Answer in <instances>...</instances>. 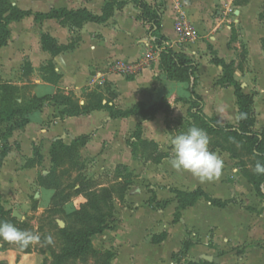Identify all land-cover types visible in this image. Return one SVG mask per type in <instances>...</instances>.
Here are the masks:
<instances>
[{
	"label": "crops",
	"instance_id": "crops-1",
	"mask_svg": "<svg viewBox=\"0 0 264 264\" xmlns=\"http://www.w3.org/2000/svg\"><path fill=\"white\" fill-rule=\"evenodd\" d=\"M120 1L128 2L127 6L123 10L116 9L108 22L85 23L76 33L56 19L36 23L34 17H28L20 22H12L9 25V44L0 49V77L15 87L34 86L33 97L54 96L59 92L65 93L70 89L90 86L92 81L103 79L111 83L116 92L114 97L106 98L104 104L109 102L110 106L122 111L132 109L137 104H144L148 109L163 103L164 108L154 120L135 115L112 119L106 110L61 120L59 112L62 108L53 104H47L40 111L30 114L29 123L14 132L10 138L12 150L0 172L2 201L7 211L13 210L12 204L15 200L24 199L28 188L30 173L25 171L18 174L10 170L13 161L11 159L18 150L21 151L18 157L25 161V165L33 158L36 145L41 149L45 164H51L50 153L55 142L62 141L69 146L74 140L89 136L87 144L81 149V156H97L100 161L98 165L104 164L107 167L136 166L133 144L136 143L134 135L138 126H142L143 140L155 142L160 147L161 144L168 143L165 124L168 113L165 109L175 110V116L177 109L182 110L183 107L189 113L192 82L171 81L167 78L161 69L160 52L155 49L154 41L148 35V28L140 20L139 10L129 0ZM144 1L151 6L156 4V0ZM235 1L165 0L167 7L162 17L161 33L168 38V45L175 52L186 54L198 64L195 91L204 101L203 112L224 127L237 126L239 122L237 100L233 87L218 85L223 76V69L212 63L213 55L209 47L211 46L215 54L226 63L235 62V79L242 85L245 93L255 95L256 130L264 131L259 130L262 125L260 111L264 110V106H259V102L264 100V26L258 20L259 3L257 0H250L246 5H237ZM12 2L20 9L33 14L48 13L53 9H87L99 16L103 14L106 4L105 0ZM27 2L43 5L44 8L33 10L23 5ZM217 5L222 11H218L220 17L215 21L210 12ZM179 12L186 15L199 34L200 38L193 44L177 45L178 37L174 24ZM230 12H233L234 17ZM233 28L237 33L233 32ZM44 35L51 36L61 46H68L77 37L80 41L74 50L52 56L43 48ZM243 47L247 53V64L241 70L239 52ZM253 50L258 54L256 60L253 59ZM150 51L157 53L155 62L132 79L113 71L116 63H137ZM204 62L209 66L210 73L205 92L200 87L198 77ZM49 63H53L55 73L60 76L56 82L50 81L49 74L43 70ZM27 64L30 65V73L25 74ZM219 94L230 96L229 108L216 104L215 98ZM166 161L167 159L162 162ZM155 165L161 167L163 164ZM169 167L172 171L170 184L163 183V189L158 190L155 195L157 198L152 200L148 197V204L139 206L136 196L129 192L125 197L126 205L120 221L113 228L95 235L92 239L93 248L98 252L104 250L103 252L113 253L111 264H203L205 261L210 262L205 259L207 256L214 259L210 262L212 264H229L230 260L233 264H264V199L257 194L240 169L235 170L237 176L234 175L233 181H227L229 175L228 172L224 173V168L219 179L206 181L209 186L228 189L229 196L222 198L213 195L206 182L201 183L190 173ZM138 180V177L134 178V181ZM198 189L212 198L223 201L235 199L236 203L222 209L214 207L205 198H200L194 206L183 210L180 220L175 222L179 202L173 191L191 193ZM46 190L52 193L47 206L42 204L40 191L35 195L41 201L40 209L43 210L54 207L53 199L56 194L53 189ZM84 203L86 199L81 195L77 198L71 197L69 202L62 204L63 207L59 206L58 209H79ZM165 203L168 204L164 205ZM115 205L118 210L119 205ZM247 208L261 213L251 212ZM235 216L243 217V222H234ZM163 235L165 238L156 242V239ZM185 241L189 248L183 251ZM2 246L0 241V264L43 263V254L34 249L25 254L18 247L10 245L2 249Z\"/></svg>",
	"mask_w": 264,
	"mask_h": 264
},
{
	"label": "trees",
	"instance_id": "trees-1",
	"mask_svg": "<svg viewBox=\"0 0 264 264\" xmlns=\"http://www.w3.org/2000/svg\"><path fill=\"white\" fill-rule=\"evenodd\" d=\"M250 0H236L237 5H246ZM106 4L101 16L94 15L87 9L77 11H69L67 9H53L48 13L33 14L30 11L20 9L14 5L11 0H0V49L9 44L11 31L9 25L12 22H20L28 17H34L36 23H41L45 20L56 19L61 22V25L67 26L70 31L76 33L81 30L85 23L105 24L113 16L114 11L123 10L128 2L120 0H105ZM135 4L140 12V20L148 28V35L154 41V47L160 52L161 69L171 81L192 82L191 91V108L190 116L202 121L209 134L220 137L209 145L212 152L217 150L226 152L234 160L239 161L241 172L248 182L254 187L257 194L264 199V175L254 173V167L257 160L264 163V131H257V112L255 108V95L244 92L242 85L235 79V62L226 63L220 59L212 47L213 59L212 63L220 66L223 69V76L218 81V85L225 87H233L234 94L237 100L239 122L237 126H221L217 120L207 117L204 112V101L196 93V73L198 72V64L184 53L175 52L168 45V38L161 33L162 17L166 10L167 3L165 0H156L154 6L149 5L144 0H129ZM235 38L233 37V40ZM80 38H75L68 46L59 45L58 42L49 35L42 37V44L45 51L52 56H57L63 52L72 51L76 48ZM264 50V39L262 40ZM247 53L240 57L239 68L244 69L246 64ZM49 74V79L56 82L60 76L55 73L53 63H49L44 69ZM30 73V65L25 66V74ZM133 77H129L132 79ZM18 87H15L0 77V126H6V131L0 135V172L4 166L5 160L12 150L10 138L14 132L22 129L29 123L28 116L34 112L40 111L47 104L62 108L59 112L61 120L68 117L88 116L94 111L106 110L110 113L112 119L129 118L130 116H139L144 119L154 120L160 110L164 108L163 103H159L146 108L144 104H137L132 109L127 111L117 110L113 106L104 104L103 96H93L89 104L80 105L76 103L71 96L59 92L54 96L33 97L28 102L19 101ZM165 112L168 113L167 109ZM136 143L133 144V153L135 156L139 152L151 150L158 151V145L155 142H149L142 139V126L139 125L134 135ZM89 140V136H82L72 142L71 145H66L62 141H57L51 149V164L52 172L58 167L65 165L69 169L74 168L78 164L79 149L83 148ZM228 144L229 146H226ZM246 156L254 158L253 167L250 169L244 162ZM168 155L159 153L155 155L153 161L160 164ZM43 160L40 151L34 148V156L26 163L27 168L38 166ZM67 171L66 173H68ZM53 177L44 179L42 187L53 189L56 194L53 199L55 212L66 215L71 220V223L66 228L60 229L59 234L63 240V251L59 255H55V264H64L69 260H85L89 256L100 257L97 264H111L113 253L107 252L106 255L100 256V253L93 248L92 239L95 235L102 234L106 230L111 229L108 219L114 215L115 198H125L130 187V183H119L111 187H102L97 189L96 185L90 182L89 179H81L79 187L75 194L82 195L86 199V203L82 204L79 209L71 208L70 210L58 209L71 199L70 195L63 196L59 192L60 185L57 181L54 182ZM58 180V179H57ZM76 187V186H74ZM176 194L179 202L178 210L175 214V222L181 218V212L189 207L194 206L200 198H205L214 207L226 208L232 203H236L235 199L223 201L215 199L205 194L201 189L186 193L182 191H173ZM165 203L164 205H167ZM63 207V206H62ZM251 212H257L252 208H247ZM261 213V212H257ZM0 221H7L20 228V221L12 217V211H7L3 206L1 183H0ZM20 229H23L20 228ZM165 238V235L156 239L160 242ZM10 244L5 243L2 249H6ZM189 245L185 241L183 251L188 250ZM20 249V248H19ZM22 253L28 254L32 252L31 246L25 249H20ZM197 264V263H189ZM203 264H212L205 261Z\"/></svg>",
	"mask_w": 264,
	"mask_h": 264
},
{
	"label": "rangeland",
	"instance_id": "rangeland-1",
	"mask_svg": "<svg viewBox=\"0 0 264 264\" xmlns=\"http://www.w3.org/2000/svg\"><path fill=\"white\" fill-rule=\"evenodd\" d=\"M12 1V0H11ZM15 1V0H13ZM259 3L258 8V20L259 22L264 26V0H257ZM24 6L30 7L33 10H38L40 8H44L43 5H33L30 2L24 3ZM218 11H222L219 6H215L213 10H211V18L213 20H218L220 15L218 14ZM230 15L234 17L233 12H230ZM30 21V18L28 19ZM29 23V22H28ZM216 24V22H215ZM27 26V25H26ZM29 26V24H28ZM27 26V27H28ZM235 26V25H233ZM264 28V27H263ZM233 32L237 33V30L233 28ZM200 38V37H199ZM220 46V45H219ZM222 51V49L220 48ZM246 50L245 48H241L239 55L240 57L242 55H245ZM252 54L255 58L258 57V54L255 50L252 51ZM260 59V58H259ZM206 61V59L204 58ZM204 62L203 67L198 74L200 87L203 92H205V87L208 85V79L210 76V73L208 71V65ZM209 65H212L211 63H208ZM247 64V60H246ZM213 66V65H212ZM18 97L19 101L28 102L33 98V94L35 91V87L28 85L23 87H18ZM64 93V92H63ZM67 96H71L76 103H79L80 105L89 104L92 101L93 96H103L104 99L106 98H112L116 95L115 88L113 85L106 80L101 81H92V84L90 86L83 87L81 89H70L67 90L65 93ZM217 95V94H216ZM216 104H220L225 107H230L231 105V98L230 96H226L225 94H219L216 98ZM264 106V100H262V103L259 102V106ZM261 110V109H260ZM168 114L166 116V122L167 130H166V140L168 143H165L164 145H160L162 149L158 146V151L153 152L151 150H145L142 152H139L137 156H135V161L137 160L136 166H130V167H122V166H111L107 167L104 164L98 165L100 161H98L97 156H93L92 154H86L81 156V149H79L78 153V164L74 167L69 169L68 165L58 167L52 172V164H45V160L43 157L42 162L34 168H27L26 164L24 165L25 161H21L20 155L21 151L18 150V153H15L13 158L11 160L12 163L10 165L11 172H16L18 174L25 173L27 171L29 174L28 176V188L26 196H24V199L22 200H15V202L12 204L13 210H12V217L18 219L20 222L19 226L20 228L23 227V230H28L31 232H34L40 236V241L30 245L32 249H34L37 253L43 254L44 259L42 264H55V255H59L62 253L64 245L63 240L59 234L60 229H63L59 222H63L65 224L64 228H66L67 225L71 223V220L67 218L66 215L58 214L55 212V208H51L49 210L46 209H40L41 201L38 200V198L35 197L38 191L42 194V204L47 206V204L50 202V196L51 191L43 189L40 184L46 179L47 177H53V181L57 183L59 182L60 189L59 192L62 193L63 196L70 197H76L80 195L75 194L76 189L80 185L81 179H89L90 182L94 183L97 187V189H100L102 187H111L114 185H118L119 183H130V187L126 193V196L129 194V192H133L132 195L136 196L135 198L138 199L137 203L139 206H144L143 204L146 203L148 200V197H151L152 200H155L157 198L156 193L158 190L163 189L162 185L163 183H167L169 185V179L171 176V169L169 161L172 156V139L176 134H179L180 132H186L189 127L195 125L202 129H204L206 132V126L205 124L195 118H192L190 116V113L186 112V109L183 107L182 110L177 109V115L175 110H169L167 108ZM172 111V114H171ZM261 112V119H262V125L259 128V130H264V110ZM6 131V126H0V135H2ZM210 140V144H212L215 140L221 139L220 137L213 136L207 132ZM164 139V138H163ZM209 144V145H210ZM226 146H229L228 144H225ZM34 148H37L40 153L41 149L38 148V146L34 145ZM2 151V146H0V153ZM159 153H164L168 155L166 158V162H161L163 165L161 167H157V163L153 161L155 155H158ZM226 152L217 150L216 154L220 156L224 161V173L228 172V180L233 181L234 175L237 176L235 173L236 169H240L239 161L234 160L230 157V155ZM33 155H34V149H33ZM42 155V154H41ZM165 160V159H164ZM253 161L254 158L251 156H246L244 158V162L247 164V166L252 169L253 167ZM160 163V164H161ZM226 166V167H225ZM133 168V169H132ZM31 171V172H29ZM69 171L68 173H66ZM241 171V169H240ZM230 173V174H229ZM242 173V172H241ZM164 174V175H163ZM138 177V181H134V178ZM232 178V179H231ZM58 179V180H57ZM163 179V180H162ZM207 183V182H206ZM76 186V187H74ZM207 186L208 183H207ZM211 186V187H210ZM209 186V191L216 196L219 197H226L229 196L228 189L224 187H213L212 185ZM24 193V191L22 192ZM25 194V193H24ZM153 194V196H152ZM82 196V195H81ZM251 200H253L250 197ZM114 205L117 203L120 208L114 210V215L112 218L108 219L109 226L113 228L117 225V222L120 221V217L122 216L123 208L125 207V198H115ZM244 203V200H242ZM123 203V204H121ZM122 206V207H121ZM17 212V214L20 216H15L14 212ZM243 217L235 216L233 217V221L236 223L243 222ZM264 230V228H262ZM51 236L52 237V243H47L45 238ZM186 238V235L184 236ZM2 241V240H0ZM3 244L7 243L5 241H2ZM93 243V240H92ZM99 242H95V244H98ZM104 251V250H103ZM100 251V256L106 255L105 253L110 252L106 251L103 252ZM111 253V252H110ZM100 260V257H93L89 256L85 260H69L66 261L64 264H97V261ZM189 262H186L188 264ZM229 264H233L232 260H230Z\"/></svg>",
	"mask_w": 264,
	"mask_h": 264
},
{
	"label": "clouds",
	"instance_id": "clouds-1",
	"mask_svg": "<svg viewBox=\"0 0 264 264\" xmlns=\"http://www.w3.org/2000/svg\"><path fill=\"white\" fill-rule=\"evenodd\" d=\"M172 156L170 166L182 172L190 173L201 183L219 179L224 168L223 159L209 149V136L207 132L198 127L191 126L186 132L176 134L172 141ZM254 173L264 175V163L259 160L255 163ZM0 240L20 249L40 241V236L34 232L23 230L7 221H0ZM52 243V237L45 238Z\"/></svg>",
	"mask_w": 264,
	"mask_h": 264
},
{
	"label": "built area",
	"instance_id": "built-area-1",
	"mask_svg": "<svg viewBox=\"0 0 264 264\" xmlns=\"http://www.w3.org/2000/svg\"><path fill=\"white\" fill-rule=\"evenodd\" d=\"M174 30L178 37L177 45L179 46H187L193 44L199 39V34L196 31L195 27L182 12H179L176 17ZM156 58L157 53L150 51L137 63H116L113 66V71L125 77H135L144 68L150 66L153 62H155Z\"/></svg>",
	"mask_w": 264,
	"mask_h": 264
},
{
	"label": "water",
	"instance_id": "water-1",
	"mask_svg": "<svg viewBox=\"0 0 264 264\" xmlns=\"http://www.w3.org/2000/svg\"><path fill=\"white\" fill-rule=\"evenodd\" d=\"M14 215L20 217V216L17 214V212H14ZM59 224H60V226H61L62 228H64L65 224H64L63 222H59ZM205 259L208 260V261H210V262H213V261H214V259H213L212 257H210V256L205 257ZM215 263H217V261H215Z\"/></svg>",
	"mask_w": 264,
	"mask_h": 264
}]
</instances>
